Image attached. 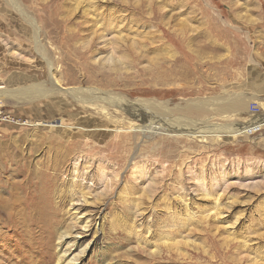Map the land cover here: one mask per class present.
<instances>
[{"label": "rangeland", "instance_id": "rangeland-1", "mask_svg": "<svg viewBox=\"0 0 264 264\" xmlns=\"http://www.w3.org/2000/svg\"><path fill=\"white\" fill-rule=\"evenodd\" d=\"M17 1L34 17L61 89L165 101L172 112L189 100L242 93L252 98L247 110L209 121L246 124L255 116L250 102L264 114V0H95V10L87 0ZM48 79L30 25L0 0V86H50ZM64 100L60 108L51 99L0 98V109L28 122L0 123V193L42 189L51 217L50 230L32 227V239L3 223L0 264H264V123L235 137L148 138L149 131L127 129L141 123L119 108ZM85 118L91 122L76 127L86 131L73 134L50 125ZM97 121L114 129L86 134ZM71 221L76 226L58 244L56 229L69 230Z\"/></svg>", "mask_w": 264, "mask_h": 264}, {"label": "bare ground", "instance_id": "bare-ground-1", "mask_svg": "<svg viewBox=\"0 0 264 264\" xmlns=\"http://www.w3.org/2000/svg\"><path fill=\"white\" fill-rule=\"evenodd\" d=\"M6 1L12 6V8H14V10H16L20 14V16L23 18V20L26 21L30 25L31 37H32V42L34 44L35 50L39 54H41L42 60L46 64V67L49 71L50 79H48V81L50 83L49 84L50 86H48V85L45 86L42 83H37L34 86L18 87L16 89L12 88V87L7 88L4 86H0V98H2V99H9L10 98V99H15L19 102L23 101V102H27V103L28 102L30 103V102H33L36 100L46 101V99H51V102L54 105H57L60 108H63L65 106L64 98H70L71 100H73L79 104L88 106V107H89V105H94L96 108H100L99 109L100 111H105L106 110L105 107H114L117 109L119 108L122 111H124L126 114L128 113L129 115L135 116V120L137 122L141 123V126H139V125L138 126H128L127 129H130V131L134 130V132L149 131L151 133V136H148V138H150V137L152 138L153 135H157L160 132L161 133L163 132L167 135H176V134H185V135H189V136L194 135L197 139H201V140L210 139V137H216L217 135H222L224 137H228V136L235 137L233 135L237 134L240 136L241 133H244L246 129L257 127V126H262L264 123V114L255 115L246 124H240L238 122H231V121H226L224 123H217V122H212V121L210 122L209 121V119L211 117H215V113H218L221 120H223V119L229 120V119H232L238 113L247 110L248 109L247 103L252 98L250 96V98L247 97V100H245L246 97L244 99L242 93L241 94H235V93L233 94L232 93V94L224 95L221 97L220 96L219 97L214 96L213 98H207V99H203L202 97H201L202 99L201 98L200 99L194 98L195 100L186 101L182 107L180 106L181 108L176 107L175 111L172 112V111H170L171 108L166 106L165 101L161 102V101H157V100H152V99L148 100V99H144V98L143 99L137 98L134 100H132V99L128 100L129 98L126 99L120 93L110 91V90L109 91L108 90H96V89L89 88V87H85V88L84 87H68L66 89H61L62 88L60 85L61 79L57 76L58 74L56 75L52 62L43 53L42 47L39 44L38 32L40 29L38 28L34 17L29 15L27 12H25V10L22 8V6L19 4V2L17 0H6ZM87 3L88 4L86 6L88 9H90V10L96 9V6L94 5L95 0H87ZM105 21H106V19H105ZM85 22H83V23L85 24ZM86 23H88V20ZM108 23H111V22L108 21ZM91 27H93V26L90 25L89 28H91ZM108 27L109 26L106 23L104 26V31H108ZM167 28H169V27H167ZM94 30L92 29V32H91L92 34H95L94 38L95 37L100 38L101 41L103 42V46H106L107 43L104 41L103 34H101L100 32L97 33V31H94ZM166 36H167V34H166ZM73 39H75V38H73ZM92 43H94V41H92ZM92 43L90 40V42H89L90 45H88L89 48L91 46H93ZM212 45H214V44H212ZM216 46H218V45H216ZM128 47L130 49V52L132 51L131 54L133 57H135V56L140 57L141 56L137 52L133 51L134 45L132 43L129 44ZM86 49H87V47H86ZM95 49H96V47L94 49H92L91 52L95 51ZM115 49H116V47L113 46L112 50H115ZM218 49H219V47H218ZM112 50H111V52H112ZM164 50H166V49H164ZM88 53H89V51H88ZM136 59H138V58H136ZM111 60L114 63H116L115 61H117L118 59H116L112 55ZM86 72H87V70H86ZM167 79H170V78H167ZM90 108H91V106H90ZM76 120L77 119H75V121H73V120L66 121L65 119H63L61 121H57V122L55 121L50 125H53L58 130H60L59 128L62 129V127L68 128L69 130H71L70 133L73 134L74 131H78V129L83 128V127L78 128L76 126H84L88 122H91V120L88 118L79 119L77 121ZM25 122L28 123L27 121H25ZM102 122H103L102 123L103 126H101V127L97 126L98 121H97V124L91 128H89L87 126L90 130H87L86 134L90 133L88 131H91L92 133H95L97 135L98 134H107L108 132L109 133L112 132L111 130H113L114 127L112 129H111V127L109 128L107 125H106L107 126L106 127V126H104V124L107 121L106 122L102 121ZM99 125H101V123H99ZM81 130L86 131L83 129H81ZM106 187L107 186L105 185L104 188L106 189ZM1 188L2 187L0 186V189ZM19 188L18 187L17 188H11V189L9 188L8 193H7L8 194L7 197H3L0 193V235L3 233L2 229L7 226V224H3V223H11V225L8 224V226H10L12 230H15L18 227H21V228L24 227L23 231H25V234H23V237L25 236L24 238L32 239L35 237L34 232H33L34 230L32 228L33 226L38 227L37 231L40 233L44 232L46 230H50V227L48 226V221L51 219V217L46 213V211H45L46 207H44V204H43V201L46 200V193L42 189H39V191L36 193L33 190H32V192H29V191L24 192L23 189H25V188H22L21 186H19ZM25 190H28V188L26 187ZM81 196H82V200L86 201L84 194H81ZM71 201H72V197H71V199L69 198V200H68L69 209H70V207L74 209L75 206H73V202H71ZM222 214H223V211L221 209H218L217 215L220 216ZM72 218H74L75 220L78 219V217L76 216V213L72 216ZM12 222H13L15 227L13 226ZM71 222H73V221H71ZM75 222L70 224L69 230H66V229L63 230L61 228L56 229L55 238L57 239L58 244L62 245L65 243L64 238L68 234L70 235L72 233L71 228L74 225L76 226ZM80 225H81L80 227H83V228H86L88 226L86 221H84V222L82 221L80 223ZM19 230H20V228H19ZM78 232H80V231H77V233ZM75 240H76V238L71 239L72 242ZM20 242H22V241H20ZM25 242L27 243V241H25ZM68 243H70V241L67 242V244ZM88 244H89V242H86L85 244L79 245L78 254H83L86 251ZM24 245H25V243L23 244V246ZM1 246L3 247L2 244H1ZM65 250H67V249H63L62 251H65ZM78 254L74 255L72 257L71 261L74 259H78ZM1 257H2V255H1ZM59 258H61V256ZM27 259H28V257H27ZM31 264H33V263H31ZM66 264H69V262L67 261Z\"/></svg>", "mask_w": 264, "mask_h": 264}, {"label": "built area", "instance_id": "built-area-1", "mask_svg": "<svg viewBox=\"0 0 264 264\" xmlns=\"http://www.w3.org/2000/svg\"><path fill=\"white\" fill-rule=\"evenodd\" d=\"M249 110L252 114H256L260 112V108L255 103H250ZM1 122H9V123H18V124H25V122L15 119L10 114L4 112L2 109H0V123Z\"/></svg>", "mask_w": 264, "mask_h": 264}, {"label": "crops", "instance_id": "crops-1", "mask_svg": "<svg viewBox=\"0 0 264 264\" xmlns=\"http://www.w3.org/2000/svg\"><path fill=\"white\" fill-rule=\"evenodd\" d=\"M250 103H252V102H250ZM250 103H249V104H250ZM251 114H252V113H251ZM252 115H254V114H252ZM255 115H256V114H255Z\"/></svg>", "mask_w": 264, "mask_h": 264}]
</instances>
